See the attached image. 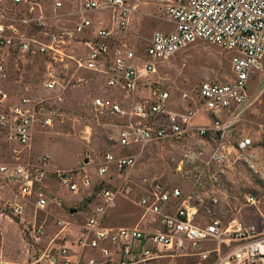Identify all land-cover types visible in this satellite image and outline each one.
<instances>
[{"label":"built area","instance_id":"built-area-1","mask_svg":"<svg viewBox=\"0 0 264 264\" xmlns=\"http://www.w3.org/2000/svg\"><path fill=\"white\" fill-rule=\"evenodd\" d=\"M20 2L23 0H13ZM80 17L71 29L61 33H51L49 40L20 33L12 24L0 20V131L5 130L12 159L0 160V178L6 183H18L22 196L33 195L35 208H44L47 195L36 187L45 171L47 154L40 156V165L33 170L28 161H22V150L30 146L38 123H51L48 111L42 110L41 100L26 94L15 100H8L4 82L8 77V56L16 50L21 52H49L55 50L58 41H64V34L81 33L80 42L87 52L74 59L78 66L100 70L104 73L105 85L125 91H134L149 83L150 73L156 70L158 60L175 55L181 48L195 40L203 39L226 49H234L230 56L233 77L224 81L202 80L196 90L195 105L176 110L168 107L173 101L171 93L164 88L150 87L148 96L141 95L128 105L106 97L96 96L94 104L108 109L119 116H125L118 125L116 142L120 146L139 145L163 139L180 138L186 134L198 137L209 148L208 162L217 165L233 164L253 158L251 136H232L234 123L250 105L246 101L249 79L255 69L264 71V0H180L166 2L164 10L167 18L174 23L170 31L155 29L147 38L141 51L131 44L122 42L114 45L115 31L126 28L136 8L132 0H77ZM62 0H54L57 6ZM107 11L114 25L95 24L87 12ZM83 32L89 33L86 38ZM56 78L44 81L46 88H55ZM186 94V93H185ZM186 96V95H184ZM198 109L219 116L203 124L191 123ZM0 141V150L3 147ZM139 152L114 153L106 151L104 161L98 166L100 175L108 171L113 163L118 170L135 164ZM193 160V154H189ZM181 164L179 165V168ZM43 168V169H42ZM39 170V172H35ZM69 188L79 190L81 186H91L87 173L80 175L79 181L68 173L61 175ZM68 178V179H67ZM115 191L104 187L99 194L106 199L98 202L83 222L73 238L54 235L40 252L26 264H136L164 256L197 255L198 264H264V212L258 206V199L248 194L246 202L255 207L259 219L244 220L241 216L224 219L218 215L206 214L190 197L183 196L176 184L153 178L150 185L137 198L142 210L141 219L133 224L106 222L107 200ZM89 196V195H88ZM174 201L176 208H171ZM214 201L216 199L214 198ZM11 213L24 223L23 232L28 243L40 241L43 224L37 223L36 216L25 223L22 205L14 202ZM67 220L58 218L56 224L62 231ZM204 243H216L207 247ZM0 264H19L3 257Z\"/></svg>","mask_w":264,"mask_h":264},{"label":"rangeland","instance_id":"rangeland-1","mask_svg":"<svg viewBox=\"0 0 264 264\" xmlns=\"http://www.w3.org/2000/svg\"><path fill=\"white\" fill-rule=\"evenodd\" d=\"M132 1L136 8L128 26L115 31L114 45L125 42L141 51L153 30L170 31L174 28V23L166 16L164 5L180 0ZM62 2L57 6L54 0H0V20L12 24L28 37L47 42L51 33L71 29L80 17L77 0ZM85 14L92 16L95 24L101 20L103 24L114 25L107 11ZM87 35L89 33L83 32L84 38ZM62 37L64 41H58L55 50L25 53L16 50L8 56L9 73L4 82L8 100H15L22 94L43 98L40 103L42 110L48 111L52 119L50 124L36 125L32 143L22 150L21 155V160L30 162L33 170L40 165V156L48 155L42 180L36 184L47 195L46 206L35 208L33 195H20L19 182L6 183L0 178V253L3 257L26 264V260L32 259L31 254L37 256L40 248L57 233L60 236L66 234V238L75 237L79 231L78 224L90 215L98 202L106 201L99 194L104 187L115 191L113 198L107 200L106 222H138L143 212L136 200L153 178L178 185L183 196L190 197L206 214L224 219L231 216H241L251 221L259 219L255 207L247 204L246 196L254 195L264 212L263 70L255 69L249 79L246 101L250 100L251 103L232 128L233 137L243 135L253 138V158L217 165L208 162V146L190 134L150 141L142 148L139 145H118L117 128L124 122L125 116L97 107L94 98L106 96L126 106L141 95L148 96L150 87H159L171 93L173 101L168 102V107L183 110L195 105L196 90L202 80L224 82L233 77L230 56L234 49H226L203 39L195 40L174 56L158 60L156 70L148 77L149 83L128 92L105 85L104 73L100 70L77 65L74 58L87 52L85 45L79 41L81 33L64 34ZM49 77L56 78L55 88H46L44 81ZM216 115L220 113L198 109L191 123L203 124ZM0 141L3 143L0 160L12 159L7 143L20 145L15 139H9L5 130L0 131ZM106 151L139 153L134 165L118 170L110 163L108 171L100 175L98 166L104 161ZM189 154H193V160L188 159ZM64 173L75 181H79L81 174L87 173L92 185L73 191L69 188V182L62 180ZM14 202L22 205L25 223L36 216L37 223L43 224L40 241L28 243L27 235L23 232V228L27 231L24 223L11 213ZM169 205L176 208L177 204L170 201ZM58 218L68 221L62 231L59 230L60 225L56 224ZM204 245L214 247L216 243ZM207 263L203 261L202 264ZM147 264H198V256H164L149 260Z\"/></svg>","mask_w":264,"mask_h":264},{"label":"water","instance_id":"water-1","mask_svg":"<svg viewBox=\"0 0 264 264\" xmlns=\"http://www.w3.org/2000/svg\"><path fill=\"white\" fill-rule=\"evenodd\" d=\"M85 160L87 161V160H88V158H85Z\"/></svg>","mask_w":264,"mask_h":264}]
</instances>
